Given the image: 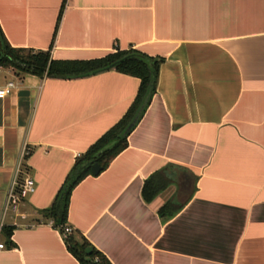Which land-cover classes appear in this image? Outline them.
<instances>
[{"label":"crops","instance_id":"obj_1","mask_svg":"<svg viewBox=\"0 0 264 264\" xmlns=\"http://www.w3.org/2000/svg\"><path fill=\"white\" fill-rule=\"evenodd\" d=\"M0 26L13 48L55 60L132 49L162 60L127 149L72 191L74 236L110 264H264V0H0ZM8 81L0 226L13 247L2 231L0 264H80L43 213L76 160L126 114L140 80L0 69ZM158 172L170 183L147 202L144 184ZM16 177L36 189L6 212ZM169 203L176 213L162 216Z\"/></svg>","mask_w":264,"mask_h":264},{"label":"trees","instance_id":"obj_2","mask_svg":"<svg viewBox=\"0 0 264 264\" xmlns=\"http://www.w3.org/2000/svg\"><path fill=\"white\" fill-rule=\"evenodd\" d=\"M161 63V59L149 57L134 49L117 51L103 58L93 60H55L52 58L50 51L13 48L0 26V69H11L22 75L30 74L42 78L45 77L58 80L84 79L101 73L116 71L140 80L137 96L126 114L119 122L100 137L85 154L76 160L72 173L54 204L43 213L44 218L46 220H51L54 227L61 231L68 250L78 259L80 264L110 263L108 259L102 253L94 249L86 239L82 237L77 238L73 234L66 235L64 233V228L68 223L72 191L86 178L93 176L91 168L94 164H99L102 168V173L110 166L111 162L117 156L127 149L128 137L132 132L127 137H123V135L144 103L149 92L152 77L155 75L153 97ZM147 108L142 113L140 120ZM169 183L170 181L164 178L161 172L152 175L144 184V199L147 202H151L167 188ZM175 213L176 210L172 209L170 203L160 210L162 216H173ZM3 233L6 239L10 241L12 230L3 229ZM10 247H13L11 241ZM89 247L93 248V252L90 255L86 253Z\"/></svg>","mask_w":264,"mask_h":264},{"label":"built area","instance_id":"obj_3","mask_svg":"<svg viewBox=\"0 0 264 264\" xmlns=\"http://www.w3.org/2000/svg\"><path fill=\"white\" fill-rule=\"evenodd\" d=\"M16 88V83L14 81H8L5 84H1L0 82V99H4ZM28 155H30V149L26 148L22 153V160L25 159ZM19 173V171H18ZM36 189L35 181L27 177L23 180L22 183H19L17 177L14 179L12 186L8 192L5 211L8 210L16 212L18 209L19 204L28 198L29 195L33 194ZM24 218V217H23ZM3 227L0 226V236L2 235ZM73 229L66 226L64 228V233L66 235H71L73 233ZM5 245L0 244V250L4 249Z\"/></svg>","mask_w":264,"mask_h":264},{"label":"water","instance_id":"obj_4","mask_svg":"<svg viewBox=\"0 0 264 264\" xmlns=\"http://www.w3.org/2000/svg\"><path fill=\"white\" fill-rule=\"evenodd\" d=\"M154 87H155V75H153V77H152V81H151V84H150L149 92H148V94H147V96L145 98L144 103L142 104L137 116L135 117V119L133 120L131 125L125 131L123 137H127L132 132V130L137 126L142 113L145 111V109L147 108V106L149 104V101H150V99L152 97V94H153ZM101 171H102V168L99 166V164H94L92 166V168H91L92 175L95 176V177L100 175ZM92 252H93V248L92 247H89L87 249V251H86V253L88 255H90Z\"/></svg>","mask_w":264,"mask_h":264}]
</instances>
